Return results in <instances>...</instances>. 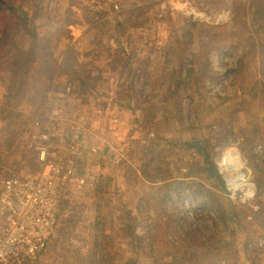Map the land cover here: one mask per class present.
Listing matches in <instances>:
<instances>
[{
  "label": "rangeland",
  "instance_id": "374dc122",
  "mask_svg": "<svg viewBox=\"0 0 264 264\" xmlns=\"http://www.w3.org/2000/svg\"><path fill=\"white\" fill-rule=\"evenodd\" d=\"M46 1L52 11L61 5ZM259 1L62 2L79 21L54 50L46 110L28 105L22 124L0 119V179L11 170L37 169L24 135L40 130L34 122L52 104L87 115L93 128L107 123L112 144L83 162L91 191L67 202L48 250L23 264H264V199L254 212L228 197L216 162L222 149L233 148L264 193V66L258 62L264 43L252 15ZM81 33L101 65L81 58L74 38ZM250 35L257 52L248 57ZM200 39L218 47L203 51L208 75L184 51H195ZM2 93L0 82V99ZM203 137L224 189L208 179L198 147L191 146ZM117 152L147 181L137 182V171ZM150 183H157L154 189ZM133 212L141 236L128 219ZM125 219L131 236L121 225ZM227 220L236 224L230 228Z\"/></svg>",
  "mask_w": 264,
  "mask_h": 264
},
{
  "label": "built area",
  "instance_id": "2783aa9c",
  "mask_svg": "<svg viewBox=\"0 0 264 264\" xmlns=\"http://www.w3.org/2000/svg\"><path fill=\"white\" fill-rule=\"evenodd\" d=\"M99 123L93 128L87 115L52 104L34 122L40 130L24 135L25 152L27 148L35 157L37 169L11 170L0 179V264H23L47 251L67 202L87 197L93 184L84 173L83 155L87 149L93 154L101 153L102 146L112 144L110 127L102 120ZM117 154L139 173L126 155ZM247 166L245 160L241 175L234 172L227 178L223 174L228 197L236 201L239 198L257 212L264 193L249 179L252 171ZM128 219L135 226V235L141 236L138 213H129Z\"/></svg>",
  "mask_w": 264,
  "mask_h": 264
},
{
  "label": "trees",
  "instance_id": "16d2710c",
  "mask_svg": "<svg viewBox=\"0 0 264 264\" xmlns=\"http://www.w3.org/2000/svg\"><path fill=\"white\" fill-rule=\"evenodd\" d=\"M63 1L61 0V5L58 4L56 10L52 11L46 0H0V71L3 72L2 75L5 74L0 76L3 90L0 99V119L4 124L11 126L17 120L22 124V118L25 117L23 110L28 105L32 104L37 110H46L49 104L54 50L61 39L71 38L69 26L79 21L76 12L69 5L66 7L62 5ZM262 1L264 0L257 2V8L252 15L259 29L256 32L263 34L264 43V2ZM251 3L254 5L253 2ZM235 25L239 27V19L236 20ZM200 40L195 51L190 53L188 49L184 51L185 55L192 57L191 61L202 64L200 71L208 75L211 74L210 65L203 51H207L205 53L207 54L211 49L218 47L213 41ZM214 41L217 43L216 39ZM254 41L252 35L245 38V42L249 44L247 50L244 48L248 57L256 55L257 51L253 49ZM181 55L184 57L183 54ZM256 59L257 57H254V61ZM258 62L264 66V44L262 56ZM189 71L193 73L192 68ZM194 74L198 80L200 74L198 72ZM192 141L191 146H197V152L203 158L201 168L207 170L208 179L220 182L224 189L222 175L207 148L209 139L194 138ZM230 204H228L229 210L232 212ZM227 222L230 228L236 224L234 221L227 220ZM121 225L123 230L131 236L129 230L131 225L126 219Z\"/></svg>",
  "mask_w": 264,
  "mask_h": 264
},
{
  "label": "bare ground",
  "instance_id": "6f19581e",
  "mask_svg": "<svg viewBox=\"0 0 264 264\" xmlns=\"http://www.w3.org/2000/svg\"><path fill=\"white\" fill-rule=\"evenodd\" d=\"M216 162L227 178L233 176L234 172L241 175V169L245 166V160L230 147H226L218 153Z\"/></svg>",
  "mask_w": 264,
  "mask_h": 264
},
{
  "label": "crops",
  "instance_id": "0c3cea01",
  "mask_svg": "<svg viewBox=\"0 0 264 264\" xmlns=\"http://www.w3.org/2000/svg\"><path fill=\"white\" fill-rule=\"evenodd\" d=\"M84 31V30H83ZM86 34H83V33H81V34H79L78 36H74V38H75V45L79 48V50L81 51V58L82 59H85L86 61H91V62H93V63H96L97 65H101V63H98V59H96V55H95V52H96V48H95V46L94 45H91L87 40H86ZM93 143H95V142H93L92 141V145H93ZM93 155H95V154H93L92 152H91V150H89V149H87L86 151H85V153H84V155H83V161L85 162V160H89L90 161V159H88V158H91ZM86 156V157H85ZM95 158V157H94ZM90 163H91V161H90ZM99 168V167H98ZM97 168V169H98ZM100 168H102V167H100ZM98 173V172H97ZM96 173V174H97ZM100 173V172H99ZM98 173V175H100ZM105 177L107 176L106 174L104 175ZM137 177V182H138V177H139V179H145L142 175H141V173L139 172L138 174H136V176H135V178ZM141 179V181H143ZM146 180V179H145ZM147 181V180H146ZM143 182H145V181H143ZM156 184L157 183H150V185H151V188L152 189H154L155 188V186H156ZM140 185H142V183H139V186ZM152 242H154L153 240H151Z\"/></svg>",
  "mask_w": 264,
  "mask_h": 264
}]
</instances>
